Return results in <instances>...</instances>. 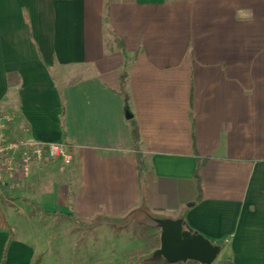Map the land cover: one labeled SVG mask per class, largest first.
<instances>
[{"label":"crops","instance_id":"1","mask_svg":"<svg viewBox=\"0 0 264 264\" xmlns=\"http://www.w3.org/2000/svg\"><path fill=\"white\" fill-rule=\"evenodd\" d=\"M0 113L73 156L19 174L43 237L7 220L0 264H98L53 251V229L119 228L142 203L186 208L235 264H264V0H0Z\"/></svg>","mask_w":264,"mask_h":264},{"label":"rangeland","instance_id":"2","mask_svg":"<svg viewBox=\"0 0 264 264\" xmlns=\"http://www.w3.org/2000/svg\"><path fill=\"white\" fill-rule=\"evenodd\" d=\"M17 187L16 182L13 187L1 184L0 216L9 220L19 232L24 231L28 239L34 240L35 237L41 239L43 234L39 232L40 230L27 223L29 221L26 219L33 217L31 211L29 209L21 211L20 204L16 203ZM45 219H63V217L46 216ZM119 226L118 228L107 222L94 228H79L74 223L70 226L57 224L53 229L58 233L56 242L51 244V247L56 253L69 252L73 256L82 255L84 261L98 264H135L140 256L158 247L156 240L158 230H145L136 222L127 225L120 222ZM2 227L0 220V229ZM33 245L36 247V244ZM224 256L225 254H222L215 264H220Z\"/></svg>","mask_w":264,"mask_h":264},{"label":"water","instance_id":"3","mask_svg":"<svg viewBox=\"0 0 264 264\" xmlns=\"http://www.w3.org/2000/svg\"><path fill=\"white\" fill-rule=\"evenodd\" d=\"M133 221L159 231V246L140 256L139 261L162 257L170 263L215 264L225 249V241L213 240L189 225L186 208L171 215L153 211L142 203L125 217L123 224Z\"/></svg>","mask_w":264,"mask_h":264},{"label":"built area","instance_id":"4","mask_svg":"<svg viewBox=\"0 0 264 264\" xmlns=\"http://www.w3.org/2000/svg\"><path fill=\"white\" fill-rule=\"evenodd\" d=\"M12 121L11 115L0 113V186L13 187L20 173L27 177L35 162L48 157H59L66 164L72 162V153L65 143H44L34 138L13 137L9 130Z\"/></svg>","mask_w":264,"mask_h":264},{"label":"trees","instance_id":"5","mask_svg":"<svg viewBox=\"0 0 264 264\" xmlns=\"http://www.w3.org/2000/svg\"><path fill=\"white\" fill-rule=\"evenodd\" d=\"M125 76H126L125 74H123L121 76V93L125 92ZM132 137H133V141H134V148L137 151V160H138L140 183H141V187L144 188L143 185H144L145 163H144V160L142 158V155L140 153V148H139V142H140L139 128H138L137 123L134 120H132ZM201 165H202V163H199L196 174H195L196 181H197V187H198V197H197L195 202H200L202 200V196H203L202 195V189H201V181L202 180H201V176L199 174V170L201 168ZM0 218H1L0 220H1L2 224L5 226L6 225L8 226L6 218L4 216H0ZM66 218L73 220L75 222H77L79 220L71 214L70 215L67 214ZM141 225L143 228H145V230H152L153 229L152 227H149L148 225H145V224H141ZM156 240H157L158 244H160L159 233L156 237ZM135 264H172V263L166 261L162 257H156V258L148 259V260H144V261L136 260ZM177 264H183V263L178 262ZM187 264H197V263L196 262H189ZM220 264H235V263L229 257L224 256L223 259L221 260Z\"/></svg>","mask_w":264,"mask_h":264}]
</instances>
